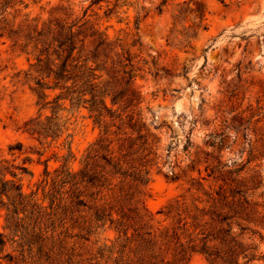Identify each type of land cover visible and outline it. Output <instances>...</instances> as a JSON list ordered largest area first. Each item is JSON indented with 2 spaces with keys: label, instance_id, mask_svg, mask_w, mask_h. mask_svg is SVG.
Masks as SVG:
<instances>
[{
  "label": "trees",
  "instance_id": "trees-1",
  "mask_svg": "<svg viewBox=\"0 0 264 264\" xmlns=\"http://www.w3.org/2000/svg\"><path fill=\"white\" fill-rule=\"evenodd\" d=\"M4 7L3 2L0 14ZM2 19L0 37L8 36L14 49L33 57V92L41 110H53L25 120L22 131L39 141L63 136L68 127L56 109L69 102L89 109L100 135L79 169L67 163L53 171L46 167L37 189L29 192L23 175L30 173L33 158L16 162L25 145H9L18 155L0 160V211H5L0 264H188L196 253L209 264H255L264 257V190L257 194L264 178L257 169L247 176L243 168L223 171L221 161L209 163L208 175L221 183L191 178L157 213L147 205L160 137L145 127L137 110L143 101L136 86L139 68L119 39L94 25L87 31L88 20L53 17L41 24L28 17L16 26ZM185 34L189 41L197 31ZM209 137L215 147L224 132ZM71 144L66 161L74 156ZM106 231L113 236L103 240Z\"/></svg>",
  "mask_w": 264,
  "mask_h": 264
},
{
  "label": "rangeland",
  "instance_id": "rangeland-1",
  "mask_svg": "<svg viewBox=\"0 0 264 264\" xmlns=\"http://www.w3.org/2000/svg\"><path fill=\"white\" fill-rule=\"evenodd\" d=\"M3 2L0 20L4 15L10 25L28 17L41 24L53 17L88 20L87 31L94 25L132 53L143 96L137 110L160 137L146 198L154 213L184 192L191 178L221 183L208 175L209 163L221 161L223 171L243 168L247 176L257 169L264 178V0H0V7ZM188 30L197 35L185 41ZM34 61L14 49L11 38L0 37V160L18 155L11 154L10 144L24 143L26 152L16 162L33 158L30 173L23 175L28 192L37 189L46 167L53 171L67 163L79 169L100 135L89 109L69 102L56 109L68 127L63 136L39 141L22 131L25 120L53 113L41 110L33 92ZM213 131L224 132L215 147L208 142ZM70 141L74 156L66 161ZM174 174L180 179L173 180ZM38 197L43 198L41 190ZM4 226L1 210L0 231ZM254 263L264 264V257ZM188 264L209 262L196 253Z\"/></svg>",
  "mask_w": 264,
  "mask_h": 264
}]
</instances>
